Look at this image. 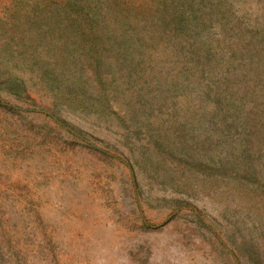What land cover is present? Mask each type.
I'll return each instance as SVG.
<instances>
[{
	"label": "rangeland",
	"instance_id": "obj_1",
	"mask_svg": "<svg viewBox=\"0 0 264 264\" xmlns=\"http://www.w3.org/2000/svg\"><path fill=\"white\" fill-rule=\"evenodd\" d=\"M10 1L0 0V264H264V191L220 180L221 145L170 158L119 96L49 95L63 39L47 46L38 31L41 53L25 58L21 37L36 31H3ZM20 1L21 19L52 14L48 1Z\"/></svg>",
	"mask_w": 264,
	"mask_h": 264
},
{
	"label": "trees",
	"instance_id": "obj_2",
	"mask_svg": "<svg viewBox=\"0 0 264 264\" xmlns=\"http://www.w3.org/2000/svg\"><path fill=\"white\" fill-rule=\"evenodd\" d=\"M45 1L52 14L21 19L22 1L11 0L2 25L36 31L21 37L25 58L41 53L38 31L47 46L63 39V65L46 76L49 95L68 105L119 96L148 118L170 158L220 144L229 167L215 170L220 180L264 191V167L245 165L264 156V0ZM8 37L6 53L16 44Z\"/></svg>",
	"mask_w": 264,
	"mask_h": 264
}]
</instances>
